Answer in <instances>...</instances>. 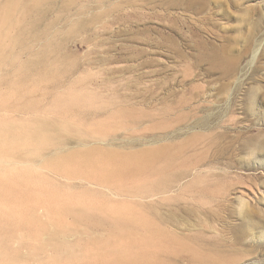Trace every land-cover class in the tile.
Instances as JSON below:
<instances>
[{
    "label": "bare ground",
    "instance_id": "obj_1",
    "mask_svg": "<svg viewBox=\"0 0 264 264\" xmlns=\"http://www.w3.org/2000/svg\"><path fill=\"white\" fill-rule=\"evenodd\" d=\"M77 1L0 0V264H46L49 258L62 256L68 264L84 259L91 264H170L162 258L164 254L185 255L190 264H224L221 254L225 253L203 236L213 235L214 230L187 236L184 215L171 210L160 213L152 204L182 199L187 188L207 178L211 165L196 161L188 168L187 161L183 169L172 172L167 167L177 151L162 140L116 142L114 131L126 126L123 119L95 123L93 116L79 115L74 120L56 112L74 107L84 108V113L91 108L106 112L110 107L122 115L128 110L127 105H115L112 98L92 103L103 96L94 92L98 87L76 86L91 63L81 70L61 51L78 35L84 42L87 26L102 25L108 11L102 8L97 15L82 12L81 7L82 13H70ZM113 5L119 9V4ZM51 12L59 14L57 22L49 21ZM98 65L104 69L107 63L101 60ZM217 65L227 67L220 59ZM43 82L50 85L41 87ZM117 82L111 75L99 87L111 88ZM128 86L124 88L130 90ZM40 89L51 95H37ZM132 106L129 110L137 109ZM132 125L140 126L136 120ZM197 134V140H205L202 132ZM207 140L209 145L215 142L214 137ZM184 147L179 146L182 153ZM161 157L166 159L163 165L157 161ZM124 176L147 180L130 188L112 184ZM73 188L82 191L73 196L68 193ZM68 195L70 201H65ZM96 197L105 201L97 204L92 200ZM135 204L153 211L142 212L145 209H136ZM175 225L182 228L173 229ZM139 241L141 246L135 244ZM86 245L93 252H83ZM140 247L149 248V256L138 251Z\"/></svg>",
    "mask_w": 264,
    "mask_h": 264
},
{
    "label": "rangeland",
    "instance_id": "obj_2",
    "mask_svg": "<svg viewBox=\"0 0 264 264\" xmlns=\"http://www.w3.org/2000/svg\"><path fill=\"white\" fill-rule=\"evenodd\" d=\"M76 4L70 13L81 12V7L82 12L97 15L102 8L108 10L102 25L87 26V42H80L78 35L61 51L81 70L91 63L90 71H81L77 88L98 87L94 92L103 96L92 103L112 98L115 105H127L128 110L135 105L137 109L121 115L108 107L106 112L113 117L96 108L89 113L79 107L56 112L74 120L79 115L93 116L95 123L114 124L123 119L125 129L114 131L116 142L162 140L177 151L167 170L179 171L187 161L188 168L196 161L211 165L207 178L187 188L182 199L152 204L160 213L171 210L184 215L187 236L193 231L214 230L213 235L203 236L225 253L221 254L226 258L224 264H264V0H78ZM113 4H119V9L114 10ZM48 19L57 22L59 14L51 12ZM219 59L226 62V68L217 65ZM101 60L107 63L104 69L98 65ZM108 75L118 82L100 88ZM46 83L40 86L50 85ZM126 84L130 90L124 88ZM36 94L51 95L44 89ZM134 120L138 129L132 125ZM199 132L205 140H197ZM209 137L215 138L211 145L207 144ZM181 145L185 146L183 153ZM157 161L163 165L166 159ZM145 179L124 176L112 184L130 188L144 185ZM81 191L73 188L68 193L75 196ZM68 197L65 201H70ZM92 200L97 204L105 201ZM176 227L182 228H172ZM135 244L141 246L142 242ZM90 249L86 245L82 251L93 252ZM138 251L144 256L151 253L144 247ZM162 258L170 264H190L185 255L164 254ZM49 260L46 264H68L65 256ZM80 264L91 262L84 259Z\"/></svg>",
    "mask_w": 264,
    "mask_h": 264
}]
</instances>
